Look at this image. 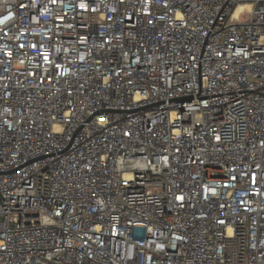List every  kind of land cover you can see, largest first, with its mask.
I'll use <instances>...</instances> for the list:
<instances>
[{
  "label": "built area",
  "instance_id": "2783aa9c",
  "mask_svg": "<svg viewBox=\"0 0 264 264\" xmlns=\"http://www.w3.org/2000/svg\"><path fill=\"white\" fill-rule=\"evenodd\" d=\"M0 264H264V0H0Z\"/></svg>",
  "mask_w": 264,
  "mask_h": 264
}]
</instances>
